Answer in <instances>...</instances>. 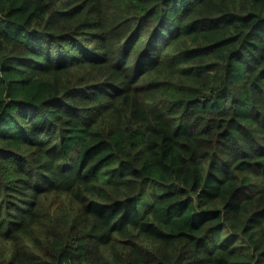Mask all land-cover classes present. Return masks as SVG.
Returning <instances> with one entry per match:
<instances>
[{
	"label": "trees",
	"instance_id": "obj_1",
	"mask_svg": "<svg viewBox=\"0 0 264 264\" xmlns=\"http://www.w3.org/2000/svg\"><path fill=\"white\" fill-rule=\"evenodd\" d=\"M0 264H264V0H0Z\"/></svg>",
	"mask_w": 264,
	"mask_h": 264
}]
</instances>
